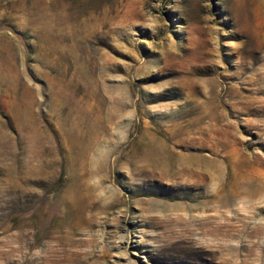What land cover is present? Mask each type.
Wrapping results in <instances>:
<instances>
[{
  "label": "rangeland",
  "instance_id": "1",
  "mask_svg": "<svg viewBox=\"0 0 264 264\" xmlns=\"http://www.w3.org/2000/svg\"><path fill=\"white\" fill-rule=\"evenodd\" d=\"M0 264H264V0H0Z\"/></svg>",
  "mask_w": 264,
  "mask_h": 264
}]
</instances>
